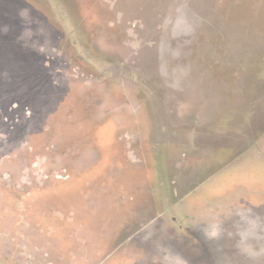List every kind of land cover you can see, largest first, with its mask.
<instances>
[{
  "label": "rangeland",
  "instance_id": "rangeland-1",
  "mask_svg": "<svg viewBox=\"0 0 264 264\" xmlns=\"http://www.w3.org/2000/svg\"><path fill=\"white\" fill-rule=\"evenodd\" d=\"M243 1L244 8L233 14ZM257 2L39 0V7L31 9L34 0H25L13 12L0 4V54L5 58L0 75L7 77L3 69L23 67L43 80L37 90L22 77L34 112L21 110L10 121H16L15 127L0 126V264H186L195 258L201 264H227L221 257H230L234 244L245 248L239 256L259 257L254 250L264 247V234H250L246 226L257 225L262 217L264 224V210H259L264 206V76L263 83L251 86L247 122L220 142V148L240 151L192 193L181 188L183 181L190 183V171L175 180L154 164L138 161L137 131L119 122L134 114L143 129L148 117L155 127L160 105L174 124H183L178 98L187 95L182 88L187 86V94L196 98L203 94L202 84L196 76L172 78L165 42L176 40L175 48L186 47L187 54L196 56L198 26L213 55L217 17L223 37L219 46L234 39L237 46L249 47L243 38L250 37L253 45L256 24L264 26V0ZM18 12L25 18L20 28L12 20ZM227 50L223 54L231 59L241 55ZM13 53L19 54L18 65ZM46 55L53 56V64L44 60ZM109 58L131 84L103 78ZM211 86L212 80L206 81L204 116L230 102L242 106L229 98L219 105ZM164 160L162 167L172 168L180 156ZM148 203L155 208L149 219L144 214ZM205 226L219 239H205L200 231ZM239 230L245 234L235 235Z\"/></svg>",
  "mask_w": 264,
  "mask_h": 264
},
{
  "label": "flooded vegetation",
  "instance_id": "flooded-vegetation-1",
  "mask_svg": "<svg viewBox=\"0 0 264 264\" xmlns=\"http://www.w3.org/2000/svg\"><path fill=\"white\" fill-rule=\"evenodd\" d=\"M231 17L230 20H234L231 19ZM236 17L237 16L235 15L234 18ZM173 18L174 17H172L171 23H173ZM239 23L242 22L239 21ZM213 25L214 27L212 26V29L215 32L213 43L217 45L213 55H210L207 49V36H205L202 31H199L198 26L197 35L201 36V38L199 46L196 48V56L193 52L187 54L186 47L177 48L176 46L175 48L174 43L176 40L170 41L169 39L168 42H165L167 45L163 50L168 56V58L167 56L166 58L169 59L170 65L168 66L172 78L176 81L181 75H190V77L196 76V81L199 80L202 84L203 94L196 98L190 96V93L187 94V86L182 88V91H184V97L187 95L188 98H182L179 96L178 101L182 102L183 105L178 109V114L185 119V122L180 125L174 124L169 118V115H167L160 105V117H157L159 120L155 127L153 121L150 120L149 122L148 117V126L146 129H143L142 123L140 124V122H138L139 119L137 120V115L134 114L132 116L128 115L119 121L121 126L122 124H125L122 127H129L137 131V136L135 137L139 139L138 150L142 155L138 161H143L144 165L154 164L159 173H161V171L163 173L167 171L170 175L169 177L172 179L174 178L175 180L182 179L181 173H186L187 171L192 173L190 183L187 185H185V181L182 183V192L185 193H192L204 178L210 177V175L216 171L214 170L215 168L220 167L233 154H235L237 150L240 151V149L236 148H220V142L223 140L226 141V136L228 134L230 135L229 132H234L236 126L240 125L241 122H244V124L247 122L253 104L250 96L251 86L254 85L253 83H263V28L256 24L259 33L257 34L258 36H255L257 38L253 45L249 44V42H251L250 37L243 38L247 40L248 44L245 45H250L249 47L242 45L237 46L234 39H231L232 46L230 43L228 44L226 42L223 43L224 45L219 46L221 39H223L220 34L221 32L218 30L220 25L219 18H214ZM248 38L250 39L248 40ZM225 46L228 49L227 51L233 50L234 53H240L241 55H233V59L229 58L227 55L223 54ZM160 48L162 49V46ZM223 55L226 56L225 59L229 61L226 63L228 64L227 69L230 70L225 69ZM158 60H160V57ZM107 61L108 64L104 67L101 73L102 76L104 75L103 78L106 81H116L121 84L132 83L130 80L124 78L118 65L112 62L113 58H109ZM206 67L208 68V71L206 70ZM228 72H230V74L225 75V73ZM248 79H251L250 83ZM188 80L191 81V79ZM211 80V87L220 99L219 105L226 104L225 98H229L242 101V106H237L233 102H230L225 108L221 110L217 109L218 111L212 116H204L206 106L204 85L206 84V81L210 83ZM165 81L170 83V80L168 81L165 79ZM144 104L145 102H143L141 106ZM141 106L140 108L143 109L141 112L147 114L145 107ZM182 118H180V120H182ZM85 120H88V117H86ZM219 123H221V127ZM86 125H89V123H85V126ZM84 128L87 133L85 136V140L87 141L88 127ZM166 128L170 130L168 133L169 135H166ZM172 131H174V133H172ZM177 156H180V163L178 166L171 168L164 165L165 168L162 167L165 163L164 159H166V157L174 159L177 158ZM224 157L226 158L224 159ZM148 204L149 206L146 210L144 211L143 209L141 211H144V214H147L149 219V215L152 214L155 208L153 204ZM259 210L262 211L263 214L264 206ZM246 230L250 231V234H253L252 230L260 231V236H263V217L257 225L252 223L247 225ZM237 234L243 236L242 234L245 233L242 230H239L235 235ZM233 247L234 248L230 249V257H224L225 255L221 257L222 262L225 261L227 264H248L251 260L258 262L256 260L258 259L259 262H263L262 264H264V256L258 257L255 255L254 257H251V255H249L248 257H241L238 254L245 248L238 244H234ZM259 251L254 250V253ZM200 261L201 260L198 258L194 260H186V264H199ZM50 263H53V261H50Z\"/></svg>",
  "mask_w": 264,
  "mask_h": 264
},
{
  "label": "trees",
  "instance_id": "trees-1",
  "mask_svg": "<svg viewBox=\"0 0 264 264\" xmlns=\"http://www.w3.org/2000/svg\"><path fill=\"white\" fill-rule=\"evenodd\" d=\"M24 1L25 0H0V4H2V3L7 4L9 6V8L11 9V11L13 12V11H16V9L18 10V8L21 5L20 3L21 2L24 3ZM250 1H255V0H250ZM256 2H257V0H256ZM34 5H37L36 8H38L40 5L39 0H34V4L32 5V7L30 6V8L33 9ZM245 5L246 4H244V1H243V3L241 5L236 6V8H235L236 12H233V14L238 13V11L242 10V8H244ZM43 10L44 9L41 8V6H40V8L38 9L39 14ZM31 13H33L32 10H31ZM258 13L259 12H257V14ZM18 14H19V12L17 13L16 16H13L12 20H14L15 25L18 28H20L19 23H22L23 21H25V18L22 19L21 16ZM42 16H43V14L40 15V18L43 20ZM27 17L30 18V16H27ZM31 17L35 21V18H34L35 16H31ZM28 21H30V20L27 19V22ZM263 31H264V26H263ZM3 38H4V35L2 33L1 41ZM14 38H17V35H15L12 39L10 36L9 39L14 40ZM3 40H7L6 37ZM2 43H4V41H2ZM19 53H21V52H19ZM18 55L19 54H17V53H13L11 55L13 63L17 62ZM5 57H6V59L9 58V56L7 57V55H5ZM35 58H36V55L33 54L32 60L34 61ZM2 60H5V58H3L2 55L0 54V62ZM44 60H47L51 64L54 63V58H53V56H50V55H46L44 57ZM30 64H31V62H30ZM15 65H18V64L15 63ZM1 66H3V64H0V67ZM32 67H34V66H32ZM3 70H5V71L7 70L8 73H7V77L0 75V114L4 113V116L0 115V121H2V122H0V126L13 128L17 125L16 121H14L13 123H10L14 114L21 112V110H23V112L28 114V115L31 112H34V107L31 104V100H29L30 96L27 93L28 91L24 90V88L22 87V85L20 83L22 77L26 76V80H27L28 84L30 81H33L32 86L37 90H39L40 87L43 86V80L39 76V74H35L33 72V70L28 69V71H26V73L23 72V67H19V69L13 68L12 71H10L8 69H3Z\"/></svg>",
  "mask_w": 264,
  "mask_h": 264
},
{
  "label": "clouds",
  "instance_id": "clouds-1",
  "mask_svg": "<svg viewBox=\"0 0 264 264\" xmlns=\"http://www.w3.org/2000/svg\"><path fill=\"white\" fill-rule=\"evenodd\" d=\"M200 231L202 233V235L205 237V239L209 240V241H214L219 239L220 234L216 231H209L208 228L205 227H201Z\"/></svg>",
  "mask_w": 264,
  "mask_h": 264
},
{
  "label": "water",
  "instance_id": "water-1",
  "mask_svg": "<svg viewBox=\"0 0 264 264\" xmlns=\"http://www.w3.org/2000/svg\"><path fill=\"white\" fill-rule=\"evenodd\" d=\"M8 7H9V6H8L7 4H5V8H6V10H9ZM9 12H10V11H9ZM259 253H260V254H259ZM259 253H258L259 257L264 256V247H263L262 249H260ZM171 257H172V256H171ZM195 259H196V258H195ZM256 260L259 262L258 259H256ZM258 262L254 261V260H251L248 264H259ZM199 264H201V262H200Z\"/></svg>",
  "mask_w": 264,
  "mask_h": 264
}]
</instances>
